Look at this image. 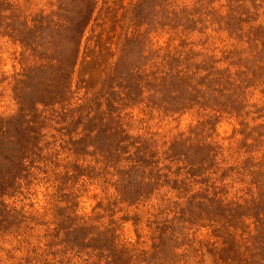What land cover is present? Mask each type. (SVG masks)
Here are the masks:
<instances>
[{
	"label": "rangeland",
	"instance_id": "obj_1",
	"mask_svg": "<svg viewBox=\"0 0 264 264\" xmlns=\"http://www.w3.org/2000/svg\"><path fill=\"white\" fill-rule=\"evenodd\" d=\"M0 264H264V0H0Z\"/></svg>",
	"mask_w": 264,
	"mask_h": 264
}]
</instances>
